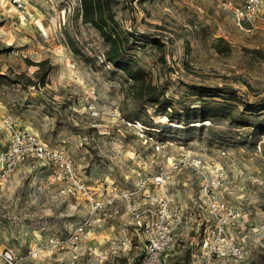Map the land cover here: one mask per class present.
<instances>
[{
	"label": "rangeland",
	"instance_id": "374dc122",
	"mask_svg": "<svg viewBox=\"0 0 264 264\" xmlns=\"http://www.w3.org/2000/svg\"><path fill=\"white\" fill-rule=\"evenodd\" d=\"M23 1L25 13L0 4V153L11 139L5 125L9 121L69 154L79 175L91 185L101 177L134 189L139 173L150 176L171 160L222 163L227 176L220 191L238 214L229 231L247 254L239 264H264V134L235 130L244 142L237 143L217 141L209 130H191L180 135L182 139L175 138L166 128L167 140L154 134V140L165 145L157 152L148 138L149 127L180 124L146 109L135 98L132 81L103 65L106 46L98 32L82 22L80 0ZM242 4L243 0H118L114 11L124 32L149 36L131 39L130 55L160 95L180 108L199 103L196 86H225L223 98L241 108V99L264 97V30L237 19ZM68 34L97 59V67L71 51ZM220 38L229 46L225 53L216 48ZM42 61L52 67L44 85L35 65ZM90 105L100 112L98 117L90 114ZM256 114L264 121V110ZM136 119L144 129L133 124ZM220 127L229 128L225 122ZM50 173L40 162L26 158L6 181L0 180V248L22 256L21 264H102L97 254L103 245L129 234L133 250L110 258L108 264H141L146 240L133 225H125L131 218L124 202L102 214L104 226L84 239L77 257L46 249L32 259L30 250L37 243L67 237L87 214L83 200L60 196L57 186L48 184ZM204 179L192 167H184L166 191L186 211L198 200ZM196 212L195 229L189 228L185 240L170 251L168 264H194L193 254L201 256L196 242L210 217L204 209ZM199 258L195 260L202 264Z\"/></svg>",
	"mask_w": 264,
	"mask_h": 264
},
{
	"label": "built area",
	"instance_id": "2783aa9c",
	"mask_svg": "<svg viewBox=\"0 0 264 264\" xmlns=\"http://www.w3.org/2000/svg\"><path fill=\"white\" fill-rule=\"evenodd\" d=\"M0 4L26 12L23 0H0ZM236 16L239 21L250 22L264 30V0H243L241 8L236 10ZM70 66L74 68L75 64L72 62ZM88 111L95 117L100 114L94 105H90ZM112 115L115 119L119 118L117 112ZM133 124L144 129L143 124L137 120ZM5 125L11 133V139L7 149L0 153V180L6 181L26 158H33L51 171L48 184L57 186L60 196L83 200L87 210L85 218L67 237L53 238L44 244L37 243L30 250L32 259H38L46 249L68 252L77 257L83 249L84 239L104 226L102 214L119 202H124L131 217L127 226L133 225L146 240L141 264H168L170 251L178 242L185 240L189 228L195 229L193 218L197 214L196 209L206 210L210 219L201 239L196 242L201 256L193 254V263L198 264L195 258L199 257L202 264H213L216 260L239 264L246 260L244 247L229 231L238 214L220 191L227 176L226 167L222 163L206 164L196 158H185L179 162L171 160L168 164L160 165L158 171L150 176L139 173L134 189L108 183L101 177L95 178L91 185L79 175L76 163L69 154L49 146L27 127L16 126L9 121ZM148 138L154 142L157 152L164 148L162 142L154 140L152 136ZM222 155H225L224 151ZM184 167H192L197 175L205 177L201 182L198 200H194L186 211L175 202L174 194L166 191L171 178ZM132 250V236L125 234L107 241L103 249L99 250L97 259L105 264L110 258L127 255ZM0 258L4 264H21L23 257L7 248H0ZM71 262L75 263L74 260Z\"/></svg>",
	"mask_w": 264,
	"mask_h": 264
},
{
	"label": "trees",
	"instance_id": "16d2710c",
	"mask_svg": "<svg viewBox=\"0 0 264 264\" xmlns=\"http://www.w3.org/2000/svg\"><path fill=\"white\" fill-rule=\"evenodd\" d=\"M117 3L118 0H80L79 15L84 24L90 25L98 32L106 46V50L103 53L104 59H102L103 65L111 66L116 71L123 72L127 80L132 81L133 88L137 89L135 98L146 109L151 108L154 110V115L166 116L180 124V127L150 126L151 130L147 132L149 136L154 137V134H156L160 139L164 137L167 140V133H169L172 137H180L182 139L180 135L185 136L191 130H209L217 141L224 142L231 139L238 141L237 143H244L239 140L242 137L233 131L249 128L254 135L260 136L264 134V121L258 120L259 118L256 114L264 110V103L259 105L261 101H264V97L254 101L241 99L242 107L240 108L238 104L223 98L226 95L225 86L203 85L194 87V92L199 97L197 105L182 104L179 108L173 100L165 97V95H160L156 85L146 80V71L138 66L130 55L132 50L131 39L138 41L141 37L148 38L149 36L135 34L132 31L127 33L121 29L114 11V6ZM223 42L224 39L220 38L216 43V48L220 53H225L229 49L228 44H223ZM156 43L159 44V42ZM67 45L76 56H79L91 66L97 67V59L89 56L83 48L79 47L75 37L68 34ZM35 65L39 66L40 83L44 85L52 67H46L45 61L38 62ZM219 97H222V100H217ZM130 119L135 118L130 117ZM223 122L229 127L227 131L220 127V123ZM166 128H169V132L163 134Z\"/></svg>",
	"mask_w": 264,
	"mask_h": 264
},
{
	"label": "crops",
	"instance_id": "0c3cea01",
	"mask_svg": "<svg viewBox=\"0 0 264 264\" xmlns=\"http://www.w3.org/2000/svg\"><path fill=\"white\" fill-rule=\"evenodd\" d=\"M127 213H128V212H127ZM129 217H130V216H129ZM130 218H131V217H130ZM130 221H131V220H130ZM130 221H129V222H130ZM129 222H128V223H129ZM128 223H126L125 225H127ZM71 261H72V260H70V262H71ZM108 261H109V260H108ZM108 261H107L105 264H108Z\"/></svg>",
	"mask_w": 264,
	"mask_h": 264
}]
</instances>
